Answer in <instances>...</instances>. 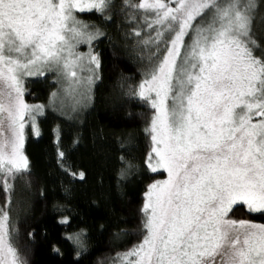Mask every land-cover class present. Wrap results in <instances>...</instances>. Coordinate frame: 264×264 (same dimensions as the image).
<instances>
[{
  "label": "snow or ice",
  "instance_id": "obj_1",
  "mask_svg": "<svg viewBox=\"0 0 264 264\" xmlns=\"http://www.w3.org/2000/svg\"><path fill=\"white\" fill-rule=\"evenodd\" d=\"M107 7L108 0H0L5 191L7 177L28 169L24 121L39 109L24 102L21 75L55 64L75 79L85 57L74 54L72 41L94 38L75 13ZM130 7L143 14L145 44L157 52L165 46L138 94L155 109L148 167L168 179L149 187L143 239L118 254V264H264V224L229 217L238 203L264 213V56L252 35L255 0H138ZM87 59L99 67L96 56ZM0 264H26L2 208Z\"/></svg>",
  "mask_w": 264,
  "mask_h": 264
},
{
  "label": "trees",
  "instance_id": "obj_2",
  "mask_svg": "<svg viewBox=\"0 0 264 264\" xmlns=\"http://www.w3.org/2000/svg\"><path fill=\"white\" fill-rule=\"evenodd\" d=\"M137 2L108 0L103 13L80 15L96 37L89 52L99 67L89 98L75 109L49 107L58 86L52 72L24 81L25 100L46 108L37 134L26 129L28 169L7 177L9 191L0 177V208L26 264H112L143 239L145 194L164 174L148 167L154 108L138 87L152 66L139 46L148 30L143 14L130 7ZM252 35L256 54L264 56V1L256 4ZM235 214L264 222V214L240 206Z\"/></svg>",
  "mask_w": 264,
  "mask_h": 264
},
{
  "label": "rangeland",
  "instance_id": "obj_3",
  "mask_svg": "<svg viewBox=\"0 0 264 264\" xmlns=\"http://www.w3.org/2000/svg\"><path fill=\"white\" fill-rule=\"evenodd\" d=\"M262 1H264V0H255V3L256 4L259 3L261 5ZM82 13L83 12H76L75 15L79 19V18H81L80 15ZM80 22H81L82 25H86L81 20H80ZM145 33L147 34V37H146V39H144L140 43L139 46L142 49H144L143 52L145 53V57L143 56V58L145 60L150 61L151 63L149 64V66H152V67L144 74V77L141 80V83L146 78L150 77V73L152 72V70L155 67V65L159 62V60L163 58L164 51H165L164 44L160 45L159 52H157L156 46L154 44H145L144 41L148 39L149 31H145ZM151 34L153 36L155 35L154 32H152ZM69 35H71V34H69ZM95 39H96V37L94 36V38L90 42H88L87 40H85L83 42H79V43H77L76 41H72V43L75 44V47H74V50H73L74 54L85 57V59L83 61L84 70L81 71L80 68H77L76 69L77 77L75 79L70 77L69 75H67L61 65H55V64H53L51 66H44L40 71H34L30 75H21V80H22V84H23V100H24V102L26 104L32 106L33 108H35L36 106H39V109L37 111H34L31 114L32 115L31 119H29L28 117H25V121H24V124H25V127H24V141H25V134H26L27 127H30L32 129V131H34L33 133L37 134V131H38L37 130V119L44 112V110L46 108V104H41V103L30 104V103H28L25 100L26 91H25V87H24V81L26 79H28V78L36 77L38 75H44L45 72H52L55 75L56 79H57L58 86H57V89L54 91L51 99L49 100V103H48L49 107L51 106L52 108H58L60 110H66V111L67 110L70 111V110L75 109V107L77 105H80L81 103H83L84 101H86L89 98V91H90L91 85H92L93 80H94V71H95V66L96 65L92 64V63H89L87 58L90 55H92L89 52V47L93 43V41ZM63 55L67 56V53H64ZM152 61L155 62L153 65H152ZM0 89H2L5 93L8 91V89L4 88V86L2 84H0ZM138 91H139V87H138ZM150 95L152 96V98L155 97L154 93H151ZM154 115H155V109H154V114L152 116V119L150 121V126H151V122L153 120ZM151 142H152V139H151ZM152 147H153V142H152ZM151 155L153 157L155 156L154 153H151ZM153 162H154V160H153ZM149 170L152 173H163L164 174V177L158 178L152 184L157 183V182H161V181H164V180L168 179L167 172L163 171L162 169L158 170L156 172H153L150 168H149ZM1 176H2V174H0V177ZM145 202H146V194H145L144 204H145ZM236 206H240L241 208H243V210L245 209L246 212L251 213V214H258V215L259 214H264V213H261V212H250L248 210L247 205H245L243 203H238V204L234 205L233 209ZM231 212L229 213V217L231 219H234V220H241V219L247 220L243 216H241L240 214H235L234 216H232ZM145 220H146V217H145ZM9 221H10V219H9ZM252 223L264 224V222H261V223L252 222ZM112 264H118L117 257L113 261Z\"/></svg>",
  "mask_w": 264,
  "mask_h": 264
}]
</instances>
